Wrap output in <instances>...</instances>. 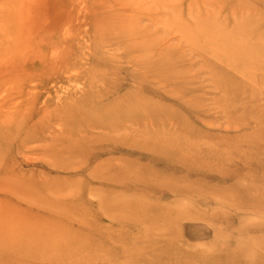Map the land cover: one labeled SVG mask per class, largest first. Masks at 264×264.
<instances>
[{
	"label": "rangeland",
	"instance_id": "obj_1",
	"mask_svg": "<svg viewBox=\"0 0 264 264\" xmlns=\"http://www.w3.org/2000/svg\"><path fill=\"white\" fill-rule=\"evenodd\" d=\"M0 264H264V0H0Z\"/></svg>",
	"mask_w": 264,
	"mask_h": 264
},
{
	"label": "bare ground",
	"instance_id": "obj_2",
	"mask_svg": "<svg viewBox=\"0 0 264 264\" xmlns=\"http://www.w3.org/2000/svg\"><path fill=\"white\" fill-rule=\"evenodd\" d=\"M42 2V1H41ZM132 33V32H131ZM53 53V52H52ZM117 108V107H116ZM111 109V108H110ZM111 111V113H115L116 112V110L114 111V109H112V110H110Z\"/></svg>",
	"mask_w": 264,
	"mask_h": 264
}]
</instances>
